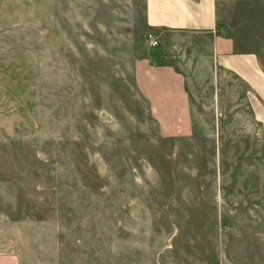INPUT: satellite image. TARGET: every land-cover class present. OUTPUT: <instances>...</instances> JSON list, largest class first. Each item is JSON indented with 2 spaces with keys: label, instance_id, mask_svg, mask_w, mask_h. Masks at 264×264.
Segmentation results:
<instances>
[{
  "label": "rangeland",
  "instance_id": "1",
  "mask_svg": "<svg viewBox=\"0 0 264 264\" xmlns=\"http://www.w3.org/2000/svg\"><path fill=\"white\" fill-rule=\"evenodd\" d=\"M140 9L0 0V264H264L239 129L164 139L133 86Z\"/></svg>",
  "mask_w": 264,
  "mask_h": 264
},
{
  "label": "crops",
  "instance_id": "2",
  "mask_svg": "<svg viewBox=\"0 0 264 264\" xmlns=\"http://www.w3.org/2000/svg\"><path fill=\"white\" fill-rule=\"evenodd\" d=\"M140 15L133 86L159 135L190 137L193 120L228 117L243 142L240 183L264 184V0H141Z\"/></svg>",
  "mask_w": 264,
  "mask_h": 264
},
{
  "label": "built area",
  "instance_id": "3",
  "mask_svg": "<svg viewBox=\"0 0 264 264\" xmlns=\"http://www.w3.org/2000/svg\"><path fill=\"white\" fill-rule=\"evenodd\" d=\"M146 39H147V41H148V44H150L152 47L157 46V44H156L157 42H156V40L154 39V37L152 36L151 33H149V34L147 35Z\"/></svg>",
  "mask_w": 264,
  "mask_h": 264
}]
</instances>
